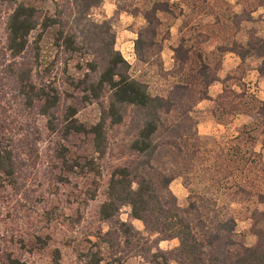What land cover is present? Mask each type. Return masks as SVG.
Listing matches in <instances>:
<instances>
[{"label":"trees","instance_id":"obj_1","mask_svg":"<svg viewBox=\"0 0 264 264\" xmlns=\"http://www.w3.org/2000/svg\"><path fill=\"white\" fill-rule=\"evenodd\" d=\"M5 1L10 9L0 45L1 204L17 196H26L30 203L33 195L28 182L37 160L39 139L36 120L31 126L23 123L22 129L26 130L19 137L13 133L11 125L15 128L17 124L8 115L11 104L7 107V96L16 103L19 115L44 117L49 133L59 131L66 140L74 135L89 136L98 155L106 150L107 127L122 124L129 109L131 138L126 149L133 157L112 169L106 198L98 208V215L108 229L97 236L108 245L110 255L115 256L121 239L124 244L134 246L143 240L130 222L119 218L120 209L128 206V215L139 220L144 231L154 236L150 241L144 240L145 247L138 249L148 262L264 264V233L257 237L256 244L248 246L244 235L236 230L240 211L264 220V211H250L252 205L264 203V188L260 190L264 185V168L257 166L251 170L253 166L249 167L248 160L252 164L254 158L249 155L248 159L229 146L223 152L214 146L207 149L192 116L196 104L210 98L208 86L217 80L219 63L210 66L198 49L210 36L220 37L222 43L217 47L220 52H232L242 61L249 55L260 57L258 70L264 75V37L258 36L254 28L247 31L245 44L233 37L243 21L253 20L251 13L264 0H237L243 10L240 14L233 12L224 0H196L199 12L211 14L214 22L197 23L194 37L182 39L173 49L170 67H165L161 54L170 36L166 18L175 15L169 0H114L110 17L99 22L88 13L103 0H46L53 3V10L48 12L36 5L43 0ZM121 13L142 20L130 30L135 34L134 60L141 65L144 80L130 74L128 61L115 48L111 17L118 19ZM46 33L55 50L52 64L67 63L75 56L85 58L81 76L66 75L63 89L49 81V68L37 70L39 41ZM32 34L35 36L31 39ZM231 77L228 74L225 79ZM243 96L224 88L215 99L216 111L229 114L243 110L263 118L264 102ZM85 103H95L99 109L98 120L89 125L75 117L79 106ZM261 131L264 133V126ZM55 151L65 171L95 170L93 159L72 158L64 144ZM227 156L238 157L240 163L232 167L230 163L224 164ZM176 177L181 178L189 192L185 207L178 205L169 188ZM24 209L29 211L27 205ZM34 238L35 246H45L40 235ZM173 239L177 240L175 247L168 250L158 247L161 241ZM9 243L13 245V239ZM19 243L20 255L31 251L25 250L24 241ZM2 251V264H26L12 250ZM51 254L54 262L60 259L57 248ZM80 256L81 264L101 261L97 253Z\"/></svg>","mask_w":264,"mask_h":264},{"label":"rangeland","instance_id":"obj_2","mask_svg":"<svg viewBox=\"0 0 264 264\" xmlns=\"http://www.w3.org/2000/svg\"><path fill=\"white\" fill-rule=\"evenodd\" d=\"M114 0H103L98 7H93L89 11V17L94 21H101L110 17ZM174 1V0H173ZM175 2V1H174ZM173 2V3H174ZM175 4V3H174ZM36 5L44 10H53L51 1L37 2ZM8 5L5 0H0V45L3 44L5 37L4 22L9 13ZM176 12L178 9L175 7ZM252 23L245 24V27L262 30L264 18L259 14L254 16ZM111 22L115 30V48L118 49L123 57L129 63L130 74L139 79L144 80L141 65L134 59L130 58V49L134 39L130 27L135 28L141 22L140 18H132L129 15L121 14L118 19L111 17ZM170 19V18H167ZM35 36L32 34L31 39ZM49 34L43 35L39 41V71L43 68H49V81L64 88V77H80L83 68L82 63L84 56H75L73 59L64 62L52 64L54 60V48L51 45ZM178 41L168 40L165 43L163 59L165 67H169L171 61L169 57L173 46ZM65 67V70H63ZM8 115L11 119H15L17 127L13 128V133L19 137L26 129H22L23 123L32 125V121L36 120V129L39 134L37 145V160L32 169V176L28 182L30 191V203L23 197L17 196V199L6 201L1 204L0 199V264L3 262L2 250H12L13 255L21 257L26 264H81L79 258L82 253H97L101 261L99 264H160L161 261L148 262L144 258V254L139 252L142 246L145 247L144 240L149 241L154 237L144 231L143 225L139 220L132 219L129 214V207L124 206L120 209L119 218L122 221L130 222L133 227L140 232L143 240H140L138 246L126 245L121 239V247L117 250L115 256L110 255L108 245L98 238L99 232H105L108 224L103 222L98 215L99 205L106 198V188L109 175L115 166L128 163L133 157L126 149V144L131 138L129 132L130 110L128 109L124 122L119 125L107 127V143L106 150L103 155H98L93 151L91 139L85 135L69 136L64 139L61 133H49L46 128V120L42 116L19 115L16 109V103L6 97ZM70 99V98H69ZM77 102V100H74ZM15 105V106H14ZM193 118L198 120L199 113L193 109ZM75 117L78 121L89 125L98 120L99 109L95 103H85L79 106ZM196 120V121H197ZM254 125L258 129L261 124L255 122ZM21 131L18 132V129ZM219 141V142H218ZM229 140H216L213 137H207L203 142L207 149L214 148L218 151H226L225 143L229 144ZM60 144L67 147L69 156L75 158L87 157L93 159L95 170L88 173L68 172L63 169L60 160L56 157V149ZM232 144V143H230ZM229 144V145H230ZM221 154V152H220ZM253 157V154H250ZM223 162L230 163L231 167L237 162H231L227 156ZM257 156H255V160ZM229 161V162H228ZM221 163V162H220ZM259 161L250 164L249 167L257 168ZM250 179L253 174L250 172ZM170 190L175 195L177 203L181 207L187 205L188 190L182 185L180 177H176L169 185ZM264 185L261 186L262 191ZM35 196V197H34ZM16 200L19 203H16ZM26 205L29 211H25ZM234 207V206H233ZM252 205L250 211H264V203ZM237 215V214H236ZM257 215H259L257 213ZM238 216V215H237ZM257 218V219H256ZM254 217L250 212H239L236 222V230L244 235V242L248 246L256 244L257 237L264 233L263 217ZM35 235H40L45 241V246L40 244L34 245ZM13 239L14 244L9 243ZM19 241H24L25 250L23 252L17 250L20 245ZM36 243V242H35ZM33 245V246H31ZM177 245V240L161 241L158 247L161 250H168ZM57 248L60 252V259L54 262L52 259V250ZM147 257V256H145ZM150 259V258H148ZM169 264H176L170 261Z\"/></svg>","mask_w":264,"mask_h":264},{"label":"crops","instance_id":"obj_3","mask_svg":"<svg viewBox=\"0 0 264 264\" xmlns=\"http://www.w3.org/2000/svg\"><path fill=\"white\" fill-rule=\"evenodd\" d=\"M174 1L169 0L175 15L170 16V19L166 18L169 22L170 32V36L166 41L169 39L174 42L178 41L177 44L173 46V48L178 46L182 39L194 37L196 34L194 27L197 25V23H201L203 25H212L214 22V17L211 14L205 13L204 11L199 12V6L196 0ZM206 1L212 2L213 0ZM224 1L230 5L233 12L240 14L243 11L241 4H239L237 0ZM175 7L178 9L177 12ZM259 14H261L262 18H264V4L260 5L255 11H253L251 16L254 19V16H258ZM162 18L164 17L162 16ZM141 23L142 20L139 24ZM248 23H252V21H243L240 25V29L234 34L233 37L236 42L245 44L247 40V31L250 29L245 27V24ZM256 34L260 37H264V25L262 30H256ZM133 36L135 38V34H133ZM166 41L164 42L161 53L162 58L165 56L164 49ZM221 43L220 37L210 36L206 41L200 43L198 46V49L202 53L206 63H208L210 66L219 63V66L215 72L217 80L208 86V96L210 98L201 100L194 107V109L200 115L198 120L196 119L198 134L203 141L208 136H211L216 140H229V144H232L229 145L225 143V145L231 147L236 153L240 152V154H245L248 159L250 154H253V157L251 156V158H255V156H257V159H254L252 164L256 161H259L260 165L258 166L264 168V133L261 131V128L258 129L255 127L256 125H254L255 122H258L264 126V117H256L254 114L245 112L243 110H238L237 112L229 114L219 113L216 111L215 103L216 97L222 93L224 88H229L236 94L243 93V97L250 95L259 101L264 102V75L260 74L258 70L262 59L255 55H249L242 61L236 54L232 52H220L217 47L221 45ZM170 51L171 55L169 60L172 64L174 51ZM130 58L132 60L134 59L133 42L130 49ZM228 74L232 77L225 79ZM214 111L215 116L213 114ZM235 158L237 159L238 157H230L231 162H234ZM236 161H238V159ZM248 164H251L250 160H248ZM260 204L257 205V209L259 208L258 206Z\"/></svg>","mask_w":264,"mask_h":264}]
</instances>
